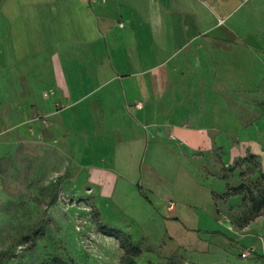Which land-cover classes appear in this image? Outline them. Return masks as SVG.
Masks as SVG:
<instances>
[{"label":"crops","instance_id":"crops-1","mask_svg":"<svg viewBox=\"0 0 264 264\" xmlns=\"http://www.w3.org/2000/svg\"><path fill=\"white\" fill-rule=\"evenodd\" d=\"M211 1L212 12L205 0H0V158L54 139L103 194L138 190L148 170L151 185L185 191L181 205L199 193L220 208L227 193L186 169L228 176L205 154L242 150L230 136L264 119V47L229 22L231 0ZM247 150L264 168V143ZM168 156L184 169L176 180Z\"/></svg>","mask_w":264,"mask_h":264},{"label":"rangeland","instance_id":"rangeland-1","mask_svg":"<svg viewBox=\"0 0 264 264\" xmlns=\"http://www.w3.org/2000/svg\"><path fill=\"white\" fill-rule=\"evenodd\" d=\"M205 1L204 9L212 12V1ZM227 5L234 8L229 22L243 33H254L250 40L264 47V0H231ZM217 22L226 29L228 22L218 14ZM234 40L229 41L239 46ZM260 127L264 119L258 118L230 136L232 146L240 141L242 150L205 154L207 160L214 154L225 158L230 164L226 178L213 179L193 160L186 169L201 183L227 193L217 199L220 208L199 193L191 195L196 206L181 205L185 191L157 180L151 185L147 177L155 175L148 170L138 190L103 194L99 183L89 181L88 167L81 174L68 171L76 167L64 165V150L54 139L27 141L0 158V260L50 264L57 255L70 264H121L122 242L130 238L143 251L139 264H264V168L247 150L252 139L264 143ZM231 152L244 156L241 167ZM172 160L168 156L162 172L176 180L184 169ZM171 200L177 209L168 208ZM105 228L116 235L106 234ZM246 249H253L251 256H243Z\"/></svg>","mask_w":264,"mask_h":264},{"label":"trees","instance_id":"trees-1","mask_svg":"<svg viewBox=\"0 0 264 264\" xmlns=\"http://www.w3.org/2000/svg\"><path fill=\"white\" fill-rule=\"evenodd\" d=\"M261 206L264 205V194L261 197ZM106 234L109 235H116V233L112 230V229H104ZM123 247H125V254L122 258V263L121 264H139L138 258H140V256L142 255V249L133 244V242H131L130 238L127 239V241H123L122 242ZM50 264H70V262H68L66 259H64L61 256H54L53 259L50 261ZM0 264H4L1 260H0Z\"/></svg>","mask_w":264,"mask_h":264},{"label":"built area","instance_id":"built-area-1","mask_svg":"<svg viewBox=\"0 0 264 264\" xmlns=\"http://www.w3.org/2000/svg\"><path fill=\"white\" fill-rule=\"evenodd\" d=\"M121 25L124 26V23H121ZM169 205H170L171 209H174L176 203L174 201H170ZM252 252H253V249H246L245 251H243L242 254L244 257H249V256H251Z\"/></svg>","mask_w":264,"mask_h":264}]
</instances>
